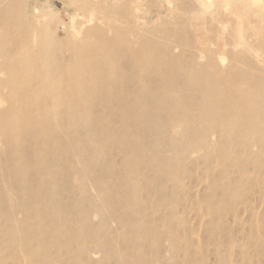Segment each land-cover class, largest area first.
<instances>
[{
    "label": "rangeland",
    "instance_id": "rangeland-1",
    "mask_svg": "<svg viewBox=\"0 0 264 264\" xmlns=\"http://www.w3.org/2000/svg\"><path fill=\"white\" fill-rule=\"evenodd\" d=\"M88 1L13 0L15 9L10 13L18 23L21 19L26 21L33 12L38 14L42 10L54 17L51 21L42 19L37 22L35 35L19 33L20 42L32 44V49H13L7 55L0 44V62L32 55L41 64L43 72H54L57 77L59 71V77L54 78L53 83L78 89L82 83L77 78H61L60 65L64 63L57 60L68 62L72 59L76 55L77 45L87 42L71 35L99 22L108 36L119 34L123 38L136 39L140 35L141 40H153L161 47H170L181 56L183 63H206L209 53H223L227 60L220 65L225 72L220 76L229 83H236V90L233 93L207 90V93L217 94L214 96L217 101H234L238 98L237 92L250 96L264 93V0H98L90 10H80L81 4ZM19 12H22L21 18ZM115 20L121 31L114 29L112 21ZM48 22L55 29L51 40L45 39V33L39 29ZM13 34L16 36L17 32ZM67 34L74 38V42L66 38ZM88 37L95 39L99 34L92 31ZM41 44L45 46L40 47ZM45 47L47 54L43 50ZM59 48L60 53L50 56ZM124 52L125 48H122L116 54L118 61ZM201 53L205 56H200ZM112 64L105 58L100 63L105 68ZM84 66L87 67L84 60L77 63L80 69H84ZM119 71H124L122 66ZM147 73L149 71L145 68L143 74ZM216 81H220V78H216ZM197 83H202V80H197ZM179 87L185 90L187 86ZM59 89V86H52L41 92L51 97ZM38 93L40 91L35 87L20 99L29 104L37 100ZM12 95L11 88L0 89L1 98L9 99ZM182 97L188 104L198 103L191 95ZM65 100L66 103L48 100L46 104L53 114L75 115V111L70 109L71 104L92 103V100L84 99L81 95L66 97ZM4 105L12 106L8 103ZM14 105L18 106L19 102ZM31 107L34 109L27 116L34 121H48L43 110L37 106ZM210 109L194 105L190 109L157 112L154 119L167 115L168 120L161 121L159 134L147 135L139 127L122 125L115 112L91 114L92 118L104 125L111 123L110 130H102L101 133L106 132V135L114 137L120 135L135 142L128 151L122 145L112 146L111 161L104 163L106 168L113 167L117 174L97 172L94 177L100 182L89 185V195L104 205L106 213L102 216V212L90 208L88 219L100 230L105 240L116 245L122 261L117 262L112 252L106 256L95 248H91L95 250L93 254L81 255L83 245L79 240H72L70 248H63L59 256L54 254L55 248L50 240L39 241L30 237L29 243L47 246L46 251L51 254L47 264H264V142L260 148L251 146L255 149V156L245 153L248 150L245 147L244 153L235 157L226 153L227 146L222 140L224 136H220V140L217 136L213 151L214 137L205 136L208 133L204 128L208 122L205 116ZM234 112L243 115L247 110L241 106L233 110L218 109L223 117ZM258 112L262 119L260 128L264 132V109ZM190 117L195 118L196 123L182 124ZM56 120L52 117L50 122ZM145 126L149 125L145 123ZM41 128L42 137L53 138L48 125ZM75 136L74 132L66 134L68 139ZM251 137L250 133L241 135L243 139ZM156 140H160V144L156 145ZM62 146L57 143L54 151H47L44 157L59 165L61 154L55 148ZM34 147L36 143L28 147L29 151L35 150ZM2 160L3 156L0 163ZM29 172L32 174V169ZM46 177V174H41L42 180H46ZM0 179L6 183L15 181L12 174L1 175ZM127 180L137 184L135 196L125 191L123 181ZM59 183L66 189L74 184V180L63 179ZM51 185L43 184L40 192L45 194ZM0 186L2 196L13 195L19 199L22 194H27L12 187L8 193L1 183ZM102 187L108 189L111 195L105 197L100 191ZM61 193V202L70 206L72 197L68 191L62 190ZM40 197V200H45L47 196ZM84 203L89 204V198ZM49 206L46 210L57 206V202H50ZM0 208V224L5 226V207L2 205ZM69 211L66 227L71 226L73 213H79L72 207H69ZM18 216L29 218L32 222L37 220L35 215L28 214L24 209ZM54 218V215L47 217L50 222L48 230L60 227ZM137 218H141L144 224L138 230ZM19 244L22 245L23 241L17 239L1 248L7 254V259H0V264H30L27 252L19 253V261L11 257L15 253L14 247ZM35 264L44 263L40 261Z\"/></svg>",
    "mask_w": 264,
    "mask_h": 264
},
{
    "label": "bare ground",
    "instance_id": "bare-ground-1",
    "mask_svg": "<svg viewBox=\"0 0 264 264\" xmlns=\"http://www.w3.org/2000/svg\"><path fill=\"white\" fill-rule=\"evenodd\" d=\"M12 1L0 0V44L4 54L7 55L13 49L26 51L32 49V44L20 42L19 33L35 35L37 22L42 19L51 21L54 17L42 10L38 14L33 12L26 21L21 19L18 23L14 15L10 13V10L15 9V3ZM95 1L98 0L84 2L79 9L90 10ZM21 13L19 12L20 18ZM117 22L112 21L116 32L122 30ZM96 23L84 31L78 30L71 35L79 36L87 42L77 45L76 55L72 59L68 62L57 60L58 63H64L60 65L61 78H77L82 83L78 89H69L66 88L67 85L63 87L53 83L54 78L59 77V71L56 74L57 77L54 72H43L41 64L32 55L0 62V89L11 88L13 94L9 99L0 96V104L3 105H0V157L3 156L0 163V176L12 174L15 178L12 183L3 182L2 179L0 183L8 193L11 187L20 192H27L18 197L19 199H15L13 195H0V207L2 205L3 208L5 207L4 212L7 216L6 225L0 224V239L2 238L0 259H7V254L1 248L7 247L12 241L18 239L22 240L23 244L14 247L15 253L11 255L14 260H18L19 253L27 252L30 255V264L40 261L47 264L51 259V254L46 251L47 246L29 243V238L32 237L39 241L50 240L51 246L55 248L56 256L60 255L63 248H70L72 240H79L83 245L81 255L93 254L95 250L91 248H95L104 252L106 256L112 252L117 262L122 261V255L116 245L105 240L100 230L95 228L88 219L87 213L90 208H96L98 212H102V216L106 213L104 205L97 203L95 197L89 195V185H98L100 182L94 177L97 172L117 174L113 167L106 168L104 163L111 161L112 146L122 145L128 151L135 142L120 135L114 137L106 135V132L101 133L102 130L109 131L111 123L106 122L104 125L101 121L92 118V115L97 112H115L122 121V125L139 127L147 135L148 133L159 134L161 121L168 120L167 115H160L158 119H154L157 112L160 113L163 110L167 112L178 108L190 109L194 105L210 107V113L205 116L208 122L205 123L204 128L208 133L205 136L214 137L213 151L216 148L215 142L220 140V136H224L222 140L227 146L226 153L235 157H240L245 147L248 148L245 153L255 156V149L251 146L260 148L264 142V132L260 128L262 119L258 112L264 109V93L250 96L248 93L237 92L238 98L234 101L231 99L217 101L214 98L217 94L207 93L209 89L230 93L236 90V83H229L220 76L225 73L220 65H224L227 60V56L223 53L216 55L209 53L206 55L208 58L206 63L198 64L197 61L183 63L181 56L170 47H161L153 40H141L140 35L136 39L123 38L119 34L108 36L104 32L103 24ZM39 29L45 33V39L51 40L52 31L54 32L55 29L50 22L39 26ZM14 31L17 32L16 36L13 34ZM92 31L98 33L99 37L89 38L88 35ZM71 36L67 34L66 38L72 43L74 38ZM43 46L45 45H40V47ZM122 48H125V52L118 61L116 54L121 52ZM43 50L45 54L48 53L46 47ZM57 52L60 53V48L50 53V56H55ZM200 56L205 55L201 53ZM44 58L47 59L46 56ZM104 58L113 64L107 68L102 67L100 63ZM80 60H84L87 67L78 68L77 63ZM121 66L124 69L122 72L119 71ZM145 68L149 73L143 74ZM216 78H220V81H216ZM197 80H202V83H197ZM255 83L258 84L257 81ZM182 85L187 86L185 90L179 87ZM52 86L60 88L55 95L49 97L45 94L46 92H41ZM35 87L40 91L36 96L37 100L27 104L20 99L27 96L28 92ZM77 95L92 100V103L76 105L70 102V109L75 111V115L53 114L46 104L48 100L54 102L62 100V103H66V97ZM183 95L193 96L198 103H186ZM161 98L165 101L163 102ZM17 101L18 106L14 105ZM4 103L12 106H5ZM31 106H37L43 110L48 121H34L27 116L31 109H34ZM240 106L247 110L246 114L238 115L234 112L223 117L218 113L219 108L233 110ZM52 117L57 120L51 123ZM145 123L149 126L146 127ZM194 123H196L195 118L190 117L182 124ZM45 125L52 130L53 138L41 136V127ZM151 128L154 130L147 131ZM70 132L76 134L75 138H66V134ZM247 133L252 134L250 139L241 138L242 134ZM159 141L156 140L155 144H160ZM33 143H36L35 150L29 151L28 147ZM57 143L63 146L55 148L61 155L58 160L59 165H54L44 155L47 151H54ZM126 160L129 161V158L127 157ZM29 169H32V174ZM41 174L48 176L46 180H42ZM63 179H72L74 184L64 189L59 183ZM47 183L52 185L47 188L45 194H42L40 187ZM123 183L126 192L134 196L137 194L136 183L128 180ZM62 190H67L72 197L70 206L61 202ZM100 191L105 197L111 195L105 187H102ZM40 195L47 197H44L45 200H40ZM87 198L90 200L89 204L84 203ZM50 202H57V206L46 210L50 207ZM69 207H72L74 211L78 210L79 213H73L72 224L66 227ZM21 209L35 215L36 222L30 221L29 218H20L18 213ZM53 215L54 222L60 224V227L48 230L47 226L50 222L47 217ZM137 219L136 230L144 226L141 218Z\"/></svg>",
    "mask_w": 264,
    "mask_h": 264
}]
</instances>
